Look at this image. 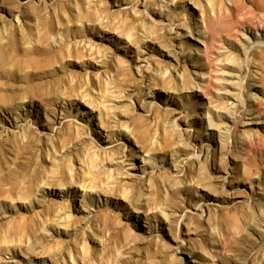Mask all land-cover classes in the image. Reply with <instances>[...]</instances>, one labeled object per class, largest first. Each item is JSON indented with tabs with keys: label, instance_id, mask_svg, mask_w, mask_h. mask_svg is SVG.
I'll list each match as a JSON object with an SVG mask.
<instances>
[{
	"label": "rangeland",
	"instance_id": "374dc122",
	"mask_svg": "<svg viewBox=\"0 0 264 264\" xmlns=\"http://www.w3.org/2000/svg\"><path fill=\"white\" fill-rule=\"evenodd\" d=\"M0 264H264V0H0Z\"/></svg>",
	"mask_w": 264,
	"mask_h": 264
},
{
	"label": "bare ground",
	"instance_id": "6f19581e",
	"mask_svg": "<svg viewBox=\"0 0 264 264\" xmlns=\"http://www.w3.org/2000/svg\"><path fill=\"white\" fill-rule=\"evenodd\" d=\"M18 20H19V18H18ZM19 22H20V20H19ZM250 28H251V27H250ZM253 29H254V28L252 27V29H249V31H250V32H251V31L255 32ZM256 31L258 32L257 29H256ZM248 34H250V33H248ZM251 37H252V36L249 35V36L247 37V38H248L247 40H252ZM258 38H259V37H258ZM259 39H260V38H259ZM259 42H260V41H259ZM220 118H221V117H220ZM212 122H213V120L210 119V120H209V123L212 124ZM71 191H72V189L67 187V190H66V191L63 190V191H61V193H59V194H61V195H65V194H67V193H70ZM86 197H87V194L84 195V199H85V200H86ZM134 203H135V205H136V206H135V209H136L137 211H142V210H141L142 207L140 206V205H141L140 202H134ZM66 218H67V217H66ZM67 220H68V219H67ZM58 232H60V230H59Z\"/></svg>",
	"mask_w": 264,
	"mask_h": 264
}]
</instances>
